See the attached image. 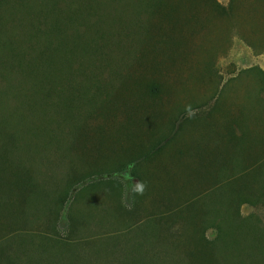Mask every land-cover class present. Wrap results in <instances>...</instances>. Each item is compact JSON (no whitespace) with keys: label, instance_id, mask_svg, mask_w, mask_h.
Listing matches in <instances>:
<instances>
[{"label":"rangeland","instance_id":"374dc122","mask_svg":"<svg viewBox=\"0 0 264 264\" xmlns=\"http://www.w3.org/2000/svg\"><path fill=\"white\" fill-rule=\"evenodd\" d=\"M215 1L223 6L228 4V0ZM184 5L183 2L181 15ZM19 10L22 12L19 0H0L1 40L4 37L11 40L14 34L23 32L25 24L20 25L22 22L16 20L21 17ZM9 16L14 20L10 21ZM145 18V14L137 13L131 22L137 26ZM104 19L106 21L99 25L105 34L100 55L93 51L88 52L86 58L77 54L70 58L74 71L72 93L20 92L18 88L22 84L30 90L32 83L28 80L24 82L16 69L4 71L0 76V121L5 146H18V152L14 149L15 155L8 154L10 171L18 169L21 173L28 169L27 174L33 183L39 184L48 194L54 195L52 188L57 186L60 189H64L65 185L68 187V196L58 214L52 236L58 240L76 237L96 240L95 236L104 235V242L111 246L115 241L117 248L110 251L104 244L106 249L103 251L94 252L90 246L77 249L84 256L82 259L79 256L67 257L71 252L66 247L57 250L56 246L45 251L41 248L46 256L34 257V253L27 250L24 254L32 256L34 260L31 264H264V203L239 206L240 216L252 219L244 222L257 225L256 229L247 231L244 238L228 231L220 232L217 237L213 229H206L201 234L194 231L193 225L187 224L192 221L186 219L181 222L182 227L177 224L169 226L166 232L163 225L151 227L148 217L143 221L149 223L147 229L141 231L144 226L125 228L124 224L113 223L101 213L108 198L114 195L121 205L128 204L129 198H132L130 184L120 175L119 161L144 155L160 132L170 134L171 129H176L182 122L179 129L184 133L176 137V142L182 144L183 140H193L187 150L200 151L201 156H206L210 155L207 153L210 148L204 144L205 129L211 127L222 132V126L231 124L232 135L237 137L240 135L239 128L233 125L234 122L242 128L255 121L258 124L264 109V51L253 54L241 39L234 35L225 36L221 28L209 31L197 29L194 32L183 31L182 35L189 41L174 49L182 58L168 60V56L155 53L154 61L142 59L136 63V58L143 53L139 44L134 43L133 36H129L131 41L125 38L126 33L117 35L121 31L117 32L114 15ZM28 20L34 29L38 27L37 31L42 27L40 24L36 26V20L30 16ZM89 28L86 24L79 25L75 33L89 37L92 34ZM118 38L124 42L121 47ZM16 39L21 44V36ZM101 42L98 40L99 44ZM127 45H130V54H122ZM154 50L158 49L154 47ZM211 52L213 55L209 59L207 53ZM150 56L148 54V58ZM95 87L98 93L94 92ZM44 126L48 127L50 134L53 132L51 127L55 126L62 130L65 127L77 129L74 146L80 148L81 154L76 156L77 151L76 154L75 150L70 152L64 140L48 142L47 133L41 129ZM2 148L0 157H3ZM250 165L246 163L225 170L221 177L240 174ZM72 171L81 175L68 185L66 177ZM111 179L116 183L111 185ZM80 182L88 184L87 189L82 190V200L75 207L81 212L77 218L83 222L69 234V221L65 214ZM106 182H109V188L105 186ZM131 182L137 183L136 179H131ZM203 189L200 186L198 191ZM36 211L35 215L33 210L31 215H25L31 221L26 235L18 234V231L6 235L7 229L4 231V238L13 241V250L19 252L18 238H21L24 249L35 237L38 239L39 236L32 232L44 221L41 216L44 209ZM159 215L156 212L153 216L156 218ZM39 239L35 240L38 244ZM2 241L4 244L5 241ZM0 247L4 248L2 244ZM85 253L97 256L89 257Z\"/></svg>","mask_w":264,"mask_h":264},{"label":"trees","instance_id":"16d2710c","mask_svg":"<svg viewBox=\"0 0 264 264\" xmlns=\"http://www.w3.org/2000/svg\"><path fill=\"white\" fill-rule=\"evenodd\" d=\"M183 2L184 12L181 15ZM19 3L22 12L19 10L21 17L16 20L22 22L20 25L25 24V28L21 34H14L11 40H8V37L0 39V76L8 69H16L25 79L24 82L28 80L32 83L30 90L25 89L23 84L18 88V91L24 93H72L74 71L70 66V58L74 54L86 58L87 53L93 51L100 55L105 34L99 25L106 21L104 18L108 15L116 17L117 32L121 31L117 35L123 36V33H126L124 37L130 41L132 39L129 36H133L134 43L141 47L143 53L136 58V63L142 59L154 61L155 53L171 58L168 60L182 58L174 49L179 48L182 43H188L189 40L182 35L183 31L194 32L197 29L209 31L221 28L225 31V36L234 35L241 39L253 54L264 51V0H228L226 6L215 0H19ZM116 8L120 10H115ZM137 13L145 14L146 18L136 26L131 20ZM28 16L36 20V26L38 24L42 26L38 31V27L34 29L31 26ZM8 19L14 20L10 16ZM80 23L90 27L92 34L89 37L75 33L79 25H82ZM20 36L22 42L18 44L19 40L16 38ZM98 40L102 41L101 44ZM123 43V40L118 38L119 47ZM154 47L158 50H154ZM128 48L130 49V45H127V50L122 54H130ZM148 54L151 55L150 58ZM212 55V52L207 53V58L210 59ZM262 77L264 85V75ZM94 92L98 93L96 87ZM262 112V120H258V124L255 121L248 125L249 127L242 128L243 126L234 122L233 125L239 128L240 135L237 137L232 135L231 124L222 126V132L211 127L205 129L207 134L204 136L206 141L204 144L210 148L207 150L210 155L206 156H201L200 151L187 150L193 140L191 142L183 140L182 144L176 142V137L181 132L184 133V130L179 129L182 122L176 129L172 128L170 134L160 132L154 141L152 140L148 152L144 155H135L125 161H119L120 175L128 179L130 184L129 193L132 198H129L128 204L121 205L118 197L114 195L111 199L108 198L106 208L102 209L101 213L108 216L113 223L124 224L125 228L144 226L140 228L141 231L147 229L149 223L143 221L148 217L152 222L151 227L163 225L166 232L169 226L181 225L186 219L192 221L187 224L193 225V230L201 234L206 229H213L217 237L220 232L228 231L244 238L243 235L256 229L257 225H248L244 222L252 219L250 216L248 218L240 216L239 206L244 203L252 206L264 203V158L261 159L264 156V109ZM41 129L47 133L48 142L55 139L64 140L70 152L75 150L76 156L81 154L80 148L74 146L77 129L65 127L62 130L55 126L51 127L53 130L51 134L48 133L47 126ZM213 138L215 141L212 142ZM5 142L4 129L0 121V150L4 147L3 157H0V221L4 220L0 222V244L4 247H0V264H31L34 259L24 254L26 250L33 252L34 257H41L46 256L42 251L54 249L55 246L57 250L66 247L68 252H71L67 257L79 256L81 259L84 256L80 251L78 253L77 249L83 250L90 246L94 252L103 251L106 249L104 244L110 251L117 248L115 241H112L114 244L111 246L105 243L104 235L95 236L96 240L88 237L58 240L52 236L55 233L58 214L64 208L68 196V187L65 185L64 189H60L57 186L52 188L54 195L48 194V191H43L44 188L39 184L33 183L27 174L28 169L21 173L18 169L10 171L7 163L8 154L15 155L18 146L6 147ZM255 158L257 160L253 162ZM246 163L251 165L240 174L221 177L225 170H232L233 167ZM147 167L149 168L147 171L141 170ZM77 173L72 171L66 177V183L74 181L81 175ZM131 179H136L137 183H132ZM111 181V185L116 183L114 179ZM109 182L104 183L105 186ZM87 186L88 184L80 182L72 196L73 204L70 202L67 205L65 216L69 221V234L83 222L77 218L80 211L75 207L82 200V190ZM200 186L204 189L198 191ZM106 187L109 188V185ZM42 207L44 212L41 216L44 221L32 232L39 236V244L35 237L32 243L27 245V249H24L21 238H18L19 252L13 250L11 248L13 241L4 238L6 237L3 235L4 231L7 229L6 235L8 232L17 231L18 234L26 235L31 221L25 215H31V210L35 215L36 210ZM156 212L160 215L155 218L153 215ZM142 213L145 215L141 216ZM2 240L5 241L4 244ZM4 251L6 253L2 254ZM85 255L97 256L91 253Z\"/></svg>","mask_w":264,"mask_h":264}]
</instances>
